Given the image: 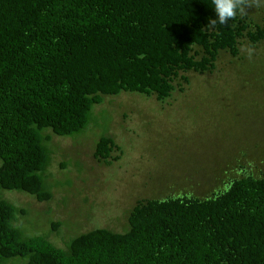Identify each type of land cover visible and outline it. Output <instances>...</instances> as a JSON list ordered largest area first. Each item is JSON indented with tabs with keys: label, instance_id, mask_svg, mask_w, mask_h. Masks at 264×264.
<instances>
[{
	"label": "trees",
	"instance_id": "trees-1",
	"mask_svg": "<svg viewBox=\"0 0 264 264\" xmlns=\"http://www.w3.org/2000/svg\"><path fill=\"white\" fill-rule=\"evenodd\" d=\"M213 7L212 0H0V193L49 201L51 134L80 133L105 96L137 92L162 102L184 90L189 73L212 72L220 56L238 58L242 45L264 42L262 10L246 7V16L212 29ZM119 152L102 134L91 154L109 165ZM241 172L218 191L214 180L200 185L209 196L136 199L123 231L94 227L62 247L23 236L13 222L25 209L0 194V264H264V173ZM58 227L50 221V232Z\"/></svg>",
	"mask_w": 264,
	"mask_h": 264
},
{
	"label": "rangeland",
	"instance_id": "rangeland-1",
	"mask_svg": "<svg viewBox=\"0 0 264 264\" xmlns=\"http://www.w3.org/2000/svg\"><path fill=\"white\" fill-rule=\"evenodd\" d=\"M252 48L251 59L241 47L238 58L220 56L212 72L189 73L184 90L162 102L137 92L108 95L93 105L80 133L51 134L43 180L51 199L38 202L28 193L1 190L25 209L15 215L14 226L23 236L40 235L62 247L94 227L123 231L136 199L208 195L243 170L264 173V42ZM102 134L113 136L120 148L109 165L91 154ZM211 180L207 193L200 185ZM50 221L60 222L55 232Z\"/></svg>",
	"mask_w": 264,
	"mask_h": 264
},
{
	"label": "clouds",
	"instance_id": "clouds-1",
	"mask_svg": "<svg viewBox=\"0 0 264 264\" xmlns=\"http://www.w3.org/2000/svg\"><path fill=\"white\" fill-rule=\"evenodd\" d=\"M215 19H209L208 27L214 29L217 24L227 25L229 21H235L239 17L248 14L246 7H252L255 10L264 8V0H212ZM219 33H217L218 35ZM242 50L247 57L251 59L253 48L250 45H242Z\"/></svg>",
	"mask_w": 264,
	"mask_h": 264
}]
</instances>
